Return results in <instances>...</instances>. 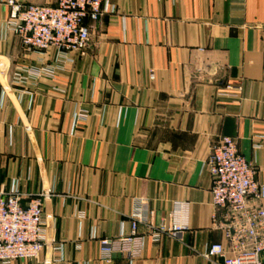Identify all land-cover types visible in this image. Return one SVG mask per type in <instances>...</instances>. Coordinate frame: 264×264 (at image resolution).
<instances>
[{
	"label": "crops",
	"instance_id": "crops-1",
	"mask_svg": "<svg viewBox=\"0 0 264 264\" xmlns=\"http://www.w3.org/2000/svg\"><path fill=\"white\" fill-rule=\"evenodd\" d=\"M55 5V0H13ZM0 0V196L45 194L52 244L11 264H219L210 147L235 138L264 185V0H106L86 51H27ZM38 73L40 75L38 76ZM153 73L154 78H151ZM188 204V230L100 259ZM1 264V263H0Z\"/></svg>",
	"mask_w": 264,
	"mask_h": 264
},
{
	"label": "built area",
	"instance_id": "built-area-1",
	"mask_svg": "<svg viewBox=\"0 0 264 264\" xmlns=\"http://www.w3.org/2000/svg\"><path fill=\"white\" fill-rule=\"evenodd\" d=\"M106 0H55V5H20L9 0L8 24L27 51L46 52L55 48L62 53L84 52L91 32L85 20L96 22L103 14ZM40 73H38V76ZM151 78H154L153 73ZM214 207L223 216L213 217L214 227L221 230L227 244H213L201 254L219 264H264V185L257 179V169L238 148L235 138L223 136L212 143L208 158ZM45 194L29 198L18 190L0 196V263L38 260L49 240L44 223ZM144 200H137L131 215L129 236L100 241L99 256L112 262L117 253L136 259L141 256L146 238L153 242L163 236L188 230V204L179 206L170 222L148 223V234L140 235ZM52 247L61 251V246Z\"/></svg>",
	"mask_w": 264,
	"mask_h": 264
}]
</instances>
